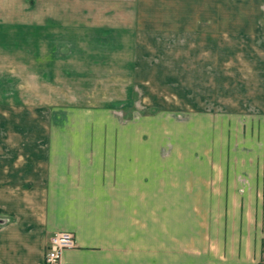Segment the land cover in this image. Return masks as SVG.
<instances>
[{"label": "crops", "instance_id": "obj_1", "mask_svg": "<svg viewBox=\"0 0 264 264\" xmlns=\"http://www.w3.org/2000/svg\"><path fill=\"white\" fill-rule=\"evenodd\" d=\"M220 5L0 0V68L7 69L0 72V116H8L6 139L0 137V264H44L57 232L74 237L60 264H264V221L261 234L244 207L160 203V197L190 195L191 174L160 171L142 141L130 146L138 149L131 154L125 140L111 135L47 140L46 125L31 122L46 116L48 99H60L47 96L48 88L57 93L48 85L98 76L142 83L138 70L158 67L159 52L174 50L167 46L175 40L189 43L194 23L203 30L212 20L221 26ZM217 7L219 14H211ZM201 180L193 185L205 195L208 184Z\"/></svg>", "mask_w": 264, "mask_h": 264}, {"label": "rangeland", "instance_id": "obj_2", "mask_svg": "<svg viewBox=\"0 0 264 264\" xmlns=\"http://www.w3.org/2000/svg\"><path fill=\"white\" fill-rule=\"evenodd\" d=\"M220 6L221 26L212 20L203 30L194 23L189 43L186 37L184 45L175 40L167 46L174 50L159 52L158 67L138 70L142 83L125 85L129 76L109 83L98 76L48 85L57 93L48 88L47 96L60 99H48L46 116H32L31 122L46 125L47 140L111 135L125 140L131 154L138 149L130 146L142 141L144 155L157 156L160 171L191 174L190 195L160 197V203L238 204L254 214L262 234L264 0H222ZM132 85L130 99L123 100ZM7 117L0 116L3 138ZM11 119L22 124L20 116ZM103 125L110 126L105 133ZM200 180L208 184L205 195L193 185Z\"/></svg>", "mask_w": 264, "mask_h": 264}, {"label": "built area", "instance_id": "obj_3", "mask_svg": "<svg viewBox=\"0 0 264 264\" xmlns=\"http://www.w3.org/2000/svg\"><path fill=\"white\" fill-rule=\"evenodd\" d=\"M73 246L74 237L71 233H54L50 238L48 250L44 255V264H60L64 250Z\"/></svg>", "mask_w": 264, "mask_h": 264}]
</instances>
